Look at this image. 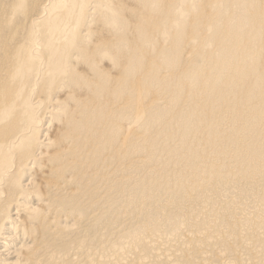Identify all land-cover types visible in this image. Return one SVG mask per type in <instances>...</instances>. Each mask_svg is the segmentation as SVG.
<instances>
[{
	"label": "bare ground",
	"instance_id": "bare-ground-1",
	"mask_svg": "<svg viewBox=\"0 0 264 264\" xmlns=\"http://www.w3.org/2000/svg\"><path fill=\"white\" fill-rule=\"evenodd\" d=\"M30 165L39 176L26 180ZM251 181L264 185V0H0V264H36L53 244L11 251L19 209L40 235L59 208L150 197L171 210L172 193L217 202L214 184L246 193ZM10 207L18 219L5 228ZM260 217L240 224L256 231L242 242L258 256Z\"/></svg>",
	"mask_w": 264,
	"mask_h": 264
},
{
	"label": "rangeland",
	"instance_id": "rangeland-1",
	"mask_svg": "<svg viewBox=\"0 0 264 264\" xmlns=\"http://www.w3.org/2000/svg\"><path fill=\"white\" fill-rule=\"evenodd\" d=\"M184 58L190 60L192 53L187 51ZM125 130L131 132L130 123H125ZM44 139L41 137V141H45ZM179 140L176 139V142L181 143ZM43 149L46 150L47 147ZM35 168V165L29 166V171L24 177L26 180L29 177L38 178L39 175L36 173L34 175ZM119 179L120 177L116 178V180ZM86 180L90 183V187L100 184V180L91 177V175H88ZM155 181L153 180V183ZM251 183V192L247 190L246 193L234 190L224 192L223 190L227 189L226 184H221L218 188L214 184L211 188L217 194H220L219 192L235 193L230 199L227 195L220 194L221 198L217 202L203 196L185 198L182 194L174 196L172 193L167 202L171 206L177 205L178 207L171 210H167L166 205L162 202L153 201L150 197H146L142 202H137L138 205L130 202L124 203L122 205L124 208L118 205L117 208L111 207L112 209H109V206L104 208L102 205H93V202L82 203L80 205L82 211L80 207H77L72 213L59 208V217L57 218L59 225L55 226L49 222L46 225H36L39 227L38 232L41 235L39 239L38 236L40 235L37 232L31 233V231L23 228L27 212L25 214L21 211L22 209H19L20 218L18 219L14 213L16 210L13 211V208L10 207L9 217L11 220L9 218L5 220V228L9 224L13 225L12 220L18 219V222L15 223L18 230L15 226L11 228L13 233L15 230L17 232L15 244L13 243L11 249L12 252L16 250L18 253L20 250L16 248L24 242H30L31 239L35 240V243L39 244L40 247L48 239H51L53 244H46L43 247L42 253L44 255L39 254L36 258V264H222L221 254L226 251L228 254V259H226L232 264H264V255L252 254L253 251L249 254L250 251L247 252L243 249L245 247L242 242L244 241L243 236L246 235L245 237L248 239L258 236L256 231L254 233L247 230V233L244 234L241 225L245 229H249L250 220H254V218L260 220V216L264 217V209L254 206L258 199V193L264 188V185L260 187L261 182L251 181L246 184L247 187ZM67 187H71V185ZM95 191L98 192L96 196L98 201L108 194L103 189ZM160 192L166 193L164 190ZM117 194L121 196V192H117ZM234 199L236 201L232 203L231 200ZM128 204H133L131 207L147 205L150 213L146 211L134 214L127 213ZM221 210L223 211L222 215ZM227 210L232 211L239 222L233 215L228 216ZM205 218L209 221V225H207V221H203ZM205 233L208 234L207 238L194 239V236L205 235ZM173 234L175 237L171 238ZM136 236L140 237V242L137 241ZM262 239H264V232ZM63 245L66 246L62 248ZM184 253L189 254L188 258L183 256ZM240 254H242V259L246 257L242 260L243 262L241 261L242 263L240 260L237 261ZM15 259L19 260L20 258Z\"/></svg>",
	"mask_w": 264,
	"mask_h": 264
}]
</instances>
